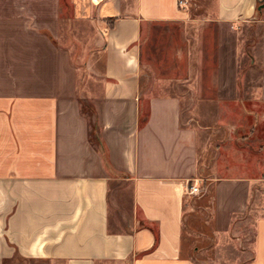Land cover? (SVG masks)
I'll return each instance as SVG.
<instances>
[{"label": "crops", "instance_id": "obj_1", "mask_svg": "<svg viewBox=\"0 0 264 264\" xmlns=\"http://www.w3.org/2000/svg\"><path fill=\"white\" fill-rule=\"evenodd\" d=\"M196 1L215 32L211 97L201 80L193 99L142 92L143 29L188 19L178 0H74L101 42V84L84 99L68 53L39 32V0H0V264H207L238 233L229 263L264 264L256 179L213 175L207 204L188 200L217 135L202 107L264 103V0ZM188 103L196 128L181 125Z\"/></svg>", "mask_w": 264, "mask_h": 264}, {"label": "rangeland", "instance_id": "obj_2", "mask_svg": "<svg viewBox=\"0 0 264 264\" xmlns=\"http://www.w3.org/2000/svg\"><path fill=\"white\" fill-rule=\"evenodd\" d=\"M73 1L39 0V32L47 34L55 45L68 53L71 63L77 69L78 93L84 99H89L91 93L99 89L102 79L101 57L95 56L101 43L97 40L100 33L98 26L89 20L79 19L77 14L83 10L75 9ZM206 1L209 4L213 2ZM196 2L188 0L187 8H184L188 12V19L184 21L144 27L140 64V79L144 87L142 92L145 87L152 85L158 87L154 94L172 91L193 99L196 82L201 80L204 86H208L204 95L211 97L212 71L215 69V32L213 26L203 20L208 15L206 7L196 6ZM253 100L256 101L252 98L247 104L215 103L202 107V112L214 113L213 120L202 122L217 135L213 137L212 146L208 149L211 150L209 163L206 161L208 153L200 152L203 164L199 166V178L194 179L198 181L199 192L188 196L189 205L194 209L197 208L196 203H206L210 192L208 178L213 175H249L256 179L253 183V196H263L264 103L252 104ZM197 108L195 103L181 106V125L196 128L201 124L197 120L202 114ZM125 190L130 193V186ZM236 221L242 223L243 218H237ZM236 236L239 241L223 239L220 250L213 254L215 262L207 264H232L227 257L236 256L237 259L243 244L242 235L238 233ZM211 242H214L213 238ZM39 264L52 263L45 261Z\"/></svg>", "mask_w": 264, "mask_h": 264}, {"label": "trees", "instance_id": "obj_3", "mask_svg": "<svg viewBox=\"0 0 264 264\" xmlns=\"http://www.w3.org/2000/svg\"><path fill=\"white\" fill-rule=\"evenodd\" d=\"M80 106H81V111L85 114H87L88 116L91 117L92 113H93V108L89 103H86L84 101L80 102ZM95 125L92 124V130H94ZM92 139L97 140V144L101 147V144L98 141L97 136H95L93 134ZM47 260L44 259H27V258H20V257H16L15 259L11 260V261H5L3 264H19L20 262H24L26 264H39L40 262H45Z\"/></svg>", "mask_w": 264, "mask_h": 264}, {"label": "built area", "instance_id": "obj_4", "mask_svg": "<svg viewBox=\"0 0 264 264\" xmlns=\"http://www.w3.org/2000/svg\"><path fill=\"white\" fill-rule=\"evenodd\" d=\"M188 1L187 0H178V6L180 8H187ZM199 192V186L198 181L193 180L191 184L188 186V193L190 194H196Z\"/></svg>", "mask_w": 264, "mask_h": 264}, {"label": "water", "instance_id": "obj_5", "mask_svg": "<svg viewBox=\"0 0 264 264\" xmlns=\"http://www.w3.org/2000/svg\"><path fill=\"white\" fill-rule=\"evenodd\" d=\"M262 6H263V4H260V5L258 6V9H261Z\"/></svg>", "mask_w": 264, "mask_h": 264}]
</instances>
